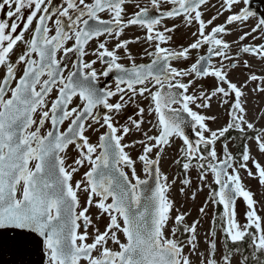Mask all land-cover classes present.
Returning a JSON list of instances; mask_svg holds the SVG:
<instances>
[{"label": "snow or ice", "instance_id": "obj_1", "mask_svg": "<svg viewBox=\"0 0 264 264\" xmlns=\"http://www.w3.org/2000/svg\"><path fill=\"white\" fill-rule=\"evenodd\" d=\"M177 18L182 25L165 23ZM130 26L145 34L123 38ZM181 26L195 28L191 42L173 47ZM133 43L148 45V63H137ZM193 50L195 62L173 65ZM249 91L264 94V15L251 0H0V230L42 246L47 264H234L237 254V264H264V216L242 176L264 187L252 147L264 156V128L248 118ZM214 98L227 105L217 129L207 114ZM173 138L183 171L170 180L161 161ZM177 183L193 201L208 188L199 216L222 206L203 250L201 219L189 223L191 211L177 206Z\"/></svg>", "mask_w": 264, "mask_h": 264}, {"label": "rangeland", "instance_id": "obj_2", "mask_svg": "<svg viewBox=\"0 0 264 264\" xmlns=\"http://www.w3.org/2000/svg\"><path fill=\"white\" fill-rule=\"evenodd\" d=\"M143 4H149V0H142ZM212 3H215V1H213ZM243 6V5H241ZM133 9L129 8V12H132ZM212 13L209 12L206 16L205 19L209 18L210 15ZM222 22V19L217 21V23ZM169 27H171L173 24H181L182 25V18L179 19H175V20H171V21H167L165 22ZM250 24H254L255 21H249ZM142 30H140L139 28H132L128 33H127V37L126 38H131V37H135V36H143L144 32H141ZM195 31V28H185L183 26H181L180 28L176 29L175 32V36H174V41L175 43L172 45L173 47H177L181 44L187 45L188 43L191 42V32ZM227 39L231 40L233 39L232 36L227 37ZM257 43H259V41H257ZM91 47L95 46V42H92ZM111 47V45H109ZM148 45L147 44H142V43H133L130 45V48L133 52V54H135L137 56V63H143L145 61H148L149 59L144 56L143 59H141L140 57L143 56V49L147 48ZM201 54H204L203 52ZM192 55V59L186 62H174L173 65L177 66V67H187L189 66L191 63L195 62L197 53L195 50H193V52L191 53ZM92 57H88V59H91ZM215 60V59H214ZM253 64L255 65V68L257 70H259L262 65L255 59H253ZM97 67L99 68V65H97ZM243 70H241L242 72ZM241 72H237L235 75H239L241 76V79H243L244 77L241 75ZM204 84H212L214 83V81L212 79H207L205 81H203ZM250 87H254V85H250ZM144 104H147V101L143 102ZM226 109H227V105L224 106V108H221L218 103L216 102L215 98L212 101V108L210 111L207 112L208 115H215L218 117V119L215 122H210L209 126L213 129H217L222 127L223 125H225L228 121V116L226 114ZM247 109H248V118L250 120H255L257 123V127L259 128H264V120L259 119L258 117V113L261 112L262 109H264V94L261 93H253L251 91L248 92V97H247ZM129 114H131V109L129 110ZM151 118V117H148ZM145 129H147L149 127V125L145 124L144 125ZM93 141L96 140V136L93 135L92 136ZM127 139V138H126ZM182 146V141L179 138H173L172 143L170 144V146L167 147L165 153H164V157H163V161L161 163V168L162 171L165 172L166 174L169 175V179L171 180L172 178H174L175 176H177V173L179 172V168L180 166L175 164V160L177 158L180 157V147ZM218 152H220L221 149V144L217 143L216 145ZM253 147V154L255 155V157L257 159L260 160L261 163H264V156H261L259 154V152L256 151L255 149V145H252ZM230 150L233 151V153H235V150L230 148ZM137 154V150H133V156H135ZM74 155V153H73ZM197 169L194 167L191 171H190V176L192 178L193 181V186H192V190H195V188L197 186H199L200 182L197 179ZM253 171H255V169H253ZM242 176L244 178V183L245 185L251 190L253 191V193L255 194L254 198L259 202L257 205L259 214L261 216H264V187H262L257 180L255 179H250L247 177V173L242 172ZM77 179H79V176H77ZM208 180L209 182L212 180V176L211 174H209L208 176ZM181 187V185L179 183H177L174 188H173V196L176 200L177 206H179L180 204H184V209L183 210H190L191 211V216L187 217V220L189 223H191L194 219L198 218L199 213H198V209L199 207H201L204 203V201L207 198L208 195V188L205 187L204 190L202 192H200L195 201L191 200L190 198V194H189V198L185 199L184 196H182L178 189ZM93 215H95L96 210L92 209L91 210ZM207 211V216H199V218L201 219V224L198 225V232L200 233V248L201 250L207 248V244L204 243V233L208 232L210 230V228L212 227V220H213V216L215 215V211H214V206L209 204ZM246 211V204L243 201L242 198H239L237 200V212H238V220L240 222H244V213ZM173 215H175V213H173ZM101 229H103L104 227V222H102L100 224ZM121 239H123V237H121ZM217 242H218V249H219V254L217 253V258L219 259L221 254H222V246H221V236L220 234L217 235ZM111 246V244H110ZM185 251L187 252V249H185ZM194 259L197 260V264H198V257H194ZM240 259L239 257H235L234 260V264H237V262H239Z\"/></svg>", "mask_w": 264, "mask_h": 264}, {"label": "water", "instance_id": "obj_3", "mask_svg": "<svg viewBox=\"0 0 264 264\" xmlns=\"http://www.w3.org/2000/svg\"><path fill=\"white\" fill-rule=\"evenodd\" d=\"M214 0H211V2ZM251 7L257 15H264V0H251ZM179 19V18H177ZM173 20V19H168ZM115 74H110L106 83L114 82ZM102 83H105V79ZM186 133L195 140V130L186 129ZM222 208V206H221ZM22 234L18 230H0V264H47V259L41 246L36 250L32 246L24 247L21 244Z\"/></svg>", "mask_w": 264, "mask_h": 264}, {"label": "trees", "instance_id": "obj_4", "mask_svg": "<svg viewBox=\"0 0 264 264\" xmlns=\"http://www.w3.org/2000/svg\"><path fill=\"white\" fill-rule=\"evenodd\" d=\"M237 132L236 131H231V133H230V136L231 137H235V136H237ZM230 144L232 145V147H233V149L235 150V153L237 152V150H238V147H239V145H240V141H237V140H232L231 142H230ZM179 171L182 173V168L180 167L179 168ZM220 212H222V208L220 207L219 209H216V212H215V215H219L220 214ZM221 246H222V254H223V251H224V236H223V233H222V242H221ZM236 245H232V247H235ZM243 247L244 248H247V244L245 243V244H243ZM218 254L220 253L219 251L217 252ZM221 254V255H222ZM246 254V253H245ZM235 257H239L240 258V260H241V255L240 254H237Z\"/></svg>", "mask_w": 264, "mask_h": 264}, {"label": "flooded vegetation", "instance_id": "obj_5", "mask_svg": "<svg viewBox=\"0 0 264 264\" xmlns=\"http://www.w3.org/2000/svg\"><path fill=\"white\" fill-rule=\"evenodd\" d=\"M205 54V53H204Z\"/></svg>", "mask_w": 264, "mask_h": 264}]
</instances>
